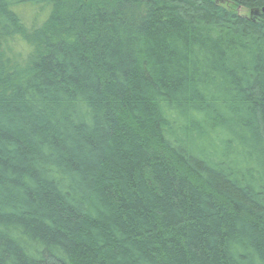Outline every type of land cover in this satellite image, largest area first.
I'll list each match as a JSON object with an SVG mask.
<instances>
[{"label": "trees", "instance_id": "obj_1", "mask_svg": "<svg viewBox=\"0 0 264 264\" xmlns=\"http://www.w3.org/2000/svg\"><path fill=\"white\" fill-rule=\"evenodd\" d=\"M0 264H264V0H0Z\"/></svg>", "mask_w": 264, "mask_h": 264}]
</instances>
